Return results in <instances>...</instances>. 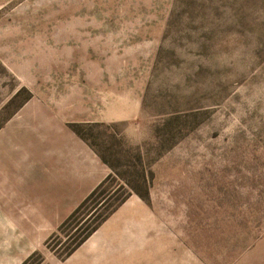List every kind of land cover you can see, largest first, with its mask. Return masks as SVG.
Returning a JSON list of instances; mask_svg holds the SVG:
<instances>
[{
  "label": "rangeland",
  "instance_id": "obj_1",
  "mask_svg": "<svg viewBox=\"0 0 264 264\" xmlns=\"http://www.w3.org/2000/svg\"><path fill=\"white\" fill-rule=\"evenodd\" d=\"M56 141L112 190L62 229L94 188L60 183ZM0 183L19 188L4 264H107L124 240L264 264V0H0Z\"/></svg>",
  "mask_w": 264,
  "mask_h": 264
},
{
  "label": "crops",
  "instance_id": "obj_2",
  "mask_svg": "<svg viewBox=\"0 0 264 264\" xmlns=\"http://www.w3.org/2000/svg\"><path fill=\"white\" fill-rule=\"evenodd\" d=\"M45 146L46 148L52 149V141L45 130ZM54 146L58 148L59 157H55L52 162V158L49 160L50 170L54 171V174L59 177V181H64L70 186V190H86L90 192L95 188L107 175L106 169H102L99 166V160L95 159L92 155L86 153V159H90L84 162L77 156H69L66 163L63 162L65 159L62 156L63 144L62 142H55ZM67 179H71L68 182ZM15 189V191H14ZM19 188L9 183H0V246L3 245L5 239H14V235L18 234L19 231ZM15 200V204H14ZM46 205V204H44ZM46 210V209H45ZM119 209L116 210V212ZM47 212V211H46ZM48 217L51 215V210L47 212ZM46 216V214H45ZM117 218L127 219V216L122 213L114 214L109 216V224L112 221L115 222ZM50 219V218H49ZM113 219V220H112ZM125 227H128L127 222ZM115 231V230H114ZM125 239V238H124ZM181 251L180 257H178L177 251ZM19 254L18 251L14 252V256ZM164 256V257H163ZM161 257H156V254H148L147 247L143 245L139 247H133L124 240L123 245L113 246L108 250V257L98 258L96 262L101 261L107 264H195V259L190 256L189 251L185 252L183 248H168L166 253ZM9 261H16V258ZM0 264H4L3 255L0 256Z\"/></svg>",
  "mask_w": 264,
  "mask_h": 264
},
{
  "label": "trees",
  "instance_id": "obj_3",
  "mask_svg": "<svg viewBox=\"0 0 264 264\" xmlns=\"http://www.w3.org/2000/svg\"><path fill=\"white\" fill-rule=\"evenodd\" d=\"M111 180L110 174L107 175L83 200L79 203V205L74 209V211L67 217L63 223L59 226V229H62L65 225H67L69 222H71L75 218H79L80 215H82L84 210L87 208V205L95 206L99 200L97 198H103L107 196L109 198L112 196L111 191H107L105 189V185ZM114 190L113 192H115ZM126 194L120 196L115 203L108 205V201L104 200L100 206L95 209L94 212H92L86 221H88L85 228L81 227L80 230L83 228L82 233L80 236L76 237L74 239V242L72 246L68 249V251L65 253L67 255L73 248H75L77 245H79L98 225L99 223L106 217V215L112 211L119 203H121L125 198ZM97 200V201H96ZM105 208V211H102ZM86 216V214H85ZM85 221V222H86ZM90 223V224H89ZM79 230V228H78Z\"/></svg>",
  "mask_w": 264,
  "mask_h": 264
}]
</instances>
